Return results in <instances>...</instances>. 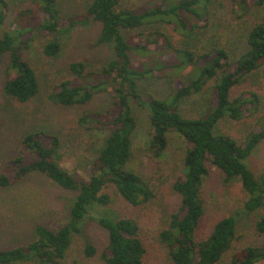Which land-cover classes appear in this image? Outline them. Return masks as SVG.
I'll return each mask as SVG.
<instances>
[{"label": "trees", "instance_id": "16d2710c", "mask_svg": "<svg viewBox=\"0 0 264 264\" xmlns=\"http://www.w3.org/2000/svg\"><path fill=\"white\" fill-rule=\"evenodd\" d=\"M86 3L83 11L65 15L61 0H0V56L8 55L2 84L6 96L27 105L44 93L47 101L61 107H83L100 92H109L111 98L105 110L80 112L76 119L79 127L101 136L88 178L77 177L58 161L63 148L58 130L34 125L22 133L17 152L0 170V188L38 172L70 191V203L58 225L34 224L29 239L0 248V264H68L73 236L82 234L90 221L105 230L107 241L101 249L86 243V256H97L104 264L146 263L148 248L140 221L112 206L116 196L143 209L157 196L155 177L145 178L134 165L140 112L148 128L146 154L163 157L170 139L185 142L180 167L171 180L177 205L167 212L158 231L166 260L172 264L264 261V245L237 244L246 227L264 236V168L256 173L250 166L264 145V91L257 81L264 67V0ZM221 19L237 23L236 46L222 41ZM90 22L101 26L99 42L113 43L112 56L94 68L84 59H69L65 64L69 76L42 91L39 71L24 51L36 38L47 37L41 52L58 57L66 45L64 36ZM156 42L162 52L181 58L135 66L136 54ZM186 66L197 72L175 88L178 77L169 70ZM152 81L165 82V88L142 87ZM185 103L190 106L184 108ZM211 166L226 182L239 177L245 197L238 209L215 219L209 231L200 234Z\"/></svg>", "mask_w": 264, "mask_h": 264}, {"label": "rangeland", "instance_id": "374dc122", "mask_svg": "<svg viewBox=\"0 0 264 264\" xmlns=\"http://www.w3.org/2000/svg\"><path fill=\"white\" fill-rule=\"evenodd\" d=\"M87 1L61 0L63 12L65 15L79 13L84 10ZM225 11L222 10V12ZM220 17L226 19L224 13ZM222 19L219 24L221 27L223 26L222 41L227 40V43L236 46V41H238L237 23L231 25L227 22L229 24H226ZM100 28V24L96 22L77 25L68 35L64 36L66 45L58 57L51 58L41 52V44L47 37H38L32 42L31 46L24 51V55L33 62L39 71L42 91L47 90L54 82L69 76L65 69L67 60L84 59L90 67L94 68L101 66L105 60L112 56L114 53L113 43L105 44L98 40ZM1 31L0 28V33ZM138 39L143 42L142 38ZM161 46V43L156 42L149 45L148 51L138 52L136 54L138 56L134 57V65L138 66L141 62H144L145 65L156 64L163 60L176 61L181 58L176 53L162 52ZM7 60V54L0 56V170L4 167L8 157L17 152L22 133L34 125H40L58 130L60 133L63 139V148L58 159L60 164L71 170L77 177L88 178L91 160L95 149L101 143V136L93 130L79 127L76 119L80 112L105 110L111 100L110 93L96 94L91 102L83 107L56 106L45 99L44 93L33 103L21 105L2 91ZM196 72V69L190 66L169 70L170 74L173 73L176 78L178 77L175 88L182 81L193 77ZM257 81L259 82L258 89L264 91V67L258 72ZM145 86L148 90L161 89L162 86L165 88V82L152 81L150 85H142V87ZM202 104L201 108H203ZM186 105L190 106V103H185L184 108ZM138 118L139 123L134 138V165L145 178L152 175L155 177L158 185L157 196L150 205L143 209H136L116 196L112 206L117 212L131 214L140 221L148 248L145 264H172L166 260V250L158 240V231L165 222L167 212L174 210L177 205L178 198L172 188L171 180L174 172L180 167L185 142L180 137L174 141L170 139V148L163 157L155 158L146 154L144 138L148 134V128L143 120L145 119L144 114L140 112ZM250 166L256 173L264 168V145L262 149L255 152ZM238 179L240 180L239 177H234L226 182L216 167H210V174L205 183L208 208L202 219L200 234L209 231L212 221L230 214L242 204L245 190ZM70 196V191L38 172H30L22 182L16 185L0 188V248L10 247L29 239L32 236L34 224L58 225L68 214L67 206ZM242 232L244 236L237 243L239 246L245 243L264 245V236H257L252 228L246 227ZM106 239L104 229L91 221L87 222L83 233L73 236L66 262L68 264H104L97 256H86L84 249L86 243H93L101 249L105 245ZM258 264H264V261Z\"/></svg>", "mask_w": 264, "mask_h": 264}]
</instances>
